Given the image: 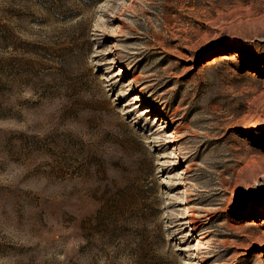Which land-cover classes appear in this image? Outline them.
<instances>
[{
    "label": "rangeland",
    "instance_id": "374dc122",
    "mask_svg": "<svg viewBox=\"0 0 264 264\" xmlns=\"http://www.w3.org/2000/svg\"><path fill=\"white\" fill-rule=\"evenodd\" d=\"M0 264H264V0H0Z\"/></svg>",
    "mask_w": 264,
    "mask_h": 264
},
{
    "label": "bare ground",
    "instance_id": "6f19581e",
    "mask_svg": "<svg viewBox=\"0 0 264 264\" xmlns=\"http://www.w3.org/2000/svg\"><path fill=\"white\" fill-rule=\"evenodd\" d=\"M138 101H139L138 98H136V103H137ZM146 113H147V111H146ZM188 215H189V214H188ZM193 220H194V219H193ZM193 220H192V221H193ZM193 223H195V222L193 221Z\"/></svg>",
    "mask_w": 264,
    "mask_h": 264
}]
</instances>
